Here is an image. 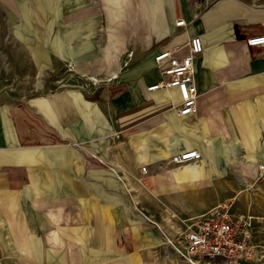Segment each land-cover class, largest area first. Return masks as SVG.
<instances>
[{
    "label": "crops",
    "instance_id": "obj_1",
    "mask_svg": "<svg viewBox=\"0 0 264 264\" xmlns=\"http://www.w3.org/2000/svg\"><path fill=\"white\" fill-rule=\"evenodd\" d=\"M14 1L0 2V264H162L170 221L223 197L264 215V46L246 44L264 0ZM193 36L195 110L178 116L176 88H148L166 79L155 55Z\"/></svg>",
    "mask_w": 264,
    "mask_h": 264
},
{
    "label": "built area",
    "instance_id": "obj_2",
    "mask_svg": "<svg viewBox=\"0 0 264 264\" xmlns=\"http://www.w3.org/2000/svg\"><path fill=\"white\" fill-rule=\"evenodd\" d=\"M184 21L178 20L177 27ZM260 34L246 39L250 48L264 46V23ZM187 53L178 56L179 48L161 50L154 57L155 65L166 79L148 88H176L181 97L177 107L178 116H186L195 110L197 90L194 83V60L203 51L201 38L191 37L187 42ZM199 152L187 151L172 158L171 162L183 164L200 159ZM146 172V168H142ZM173 238L165 236L167 244L180 260L187 264H239L254 258L255 246L251 239V226L247 219L233 212V200L218 202L205 213L180 220ZM157 226V225H156Z\"/></svg>",
    "mask_w": 264,
    "mask_h": 264
},
{
    "label": "rangeland",
    "instance_id": "obj_3",
    "mask_svg": "<svg viewBox=\"0 0 264 264\" xmlns=\"http://www.w3.org/2000/svg\"><path fill=\"white\" fill-rule=\"evenodd\" d=\"M0 2H2V0H0ZM14 2L17 4V0H15ZM2 3L6 6V4L4 2H2ZM19 10H20V8H19ZM5 11L6 10L1 9L0 10V16L4 15L6 17L7 12H5ZM20 13H21V11H20ZM226 199L233 200V212L236 215L237 214H239V215L244 214L243 210H241V209H243V207L237 206V202L235 203L234 198L223 197L218 202H221V201L226 200ZM191 217H194V215L190 216L189 218H191ZM243 218L247 219L248 222H250L251 239H252V242L255 246V254H254V258L252 260L246 261V262H239V264H264V215L258 216L257 218H250V219L248 217H245V216ZM176 227H179V228L182 227V223H180V222L176 223L175 221H170V224H168V227L166 229H164V230H166V232L164 231L166 234H164L163 232H161L162 229H160V227L158 225L156 226L158 231H160L161 234L163 233L164 238H165V236H167L169 238H173V235L175 233L174 229ZM165 244L167 245L168 248L166 250V253L163 254L162 264H187L178 258V256L174 252V250L169 246V244H167L166 238H165Z\"/></svg>",
    "mask_w": 264,
    "mask_h": 264
},
{
    "label": "bare ground",
    "instance_id": "obj_4",
    "mask_svg": "<svg viewBox=\"0 0 264 264\" xmlns=\"http://www.w3.org/2000/svg\"><path fill=\"white\" fill-rule=\"evenodd\" d=\"M41 80V79H40ZM96 81V80H95Z\"/></svg>",
    "mask_w": 264,
    "mask_h": 264
}]
</instances>
